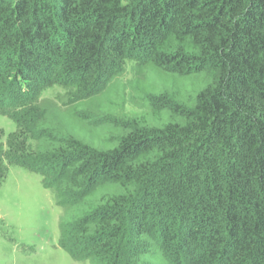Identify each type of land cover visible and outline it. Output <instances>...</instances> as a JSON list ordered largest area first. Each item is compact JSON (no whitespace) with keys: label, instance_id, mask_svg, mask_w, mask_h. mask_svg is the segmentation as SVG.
Returning <instances> with one entry per match:
<instances>
[{"label":"trees","instance_id":"trees-1","mask_svg":"<svg viewBox=\"0 0 264 264\" xmlns=\"http://www.w3.org/2000/svg\"><path fill=\"white\" fill-rule=\"evenodd\" d=\"M53 86L79 107L34 105ZM126 90L148 109L118 123ZM98 94L85 142L69 130ZM0 115V185L40 174L72 259L264 264V0H0Z\"/></svg>","mask_w":264,"mask_h":264},{"label":"rangeland","instance_id":"rangeland-1","mask_svg":"<svg viewBox=\"0 0 264 264\" xmlns=\"http://www.w3.org/2000/svg\"><path fill=\"white\" fill-rule=\"evenodd\" d=\"M132 65L134 63H128L125 71L117 80L122 82L132 80L134 78ZM113 84L115 81L107 87V92L105 91L107 94H109L108 90H113ZM68 92L69 90L59 86L50 87L42 91L34 105L40 109L49 106L59 115H64L68 110L79 107L75 100L67 96ZM124 92L123 97L116 102L111 112L114 121L118 123L139 116L148 109L145 102L136 99L130 91ZM103 94H98L96 98L85 101L91 107L87 108L84 113L80 112L82 108L79 109L77 115L82 120L76 122L78 126L73 125L69 130L82 141L87 142L85 137H88L90 133L96 139L101 138L102 132L99 127L104 124V120L99 114L103 116L106 113L102 105L104 101H100ZM116 130L118 127L113 128V124L107 130L109 133L106 142L107 149L116 145L118 137ZM17 132L16 123L11 118L0 115L1 151L7 150V136ZM39 136L41 132H36L34 129L31 131L30 128L27 140L30 150L36 149ZM94 146L98 147L95 144ZM4 152H1L2 156H5ZM4 163L7 164L5 160ZM61 214L62 209L56 204L53 191L43 186L40 174L20 166H7L6 178L0 185V264H91V259H79L78 261L72 259L61 247L59 221ZM98 261L95 260V264H100ZM139 262L166 264L161 253L154 254L150 258L143 257V260Z\"/></svg>","mask_w":264,"mask_h":264}]
</instances>
